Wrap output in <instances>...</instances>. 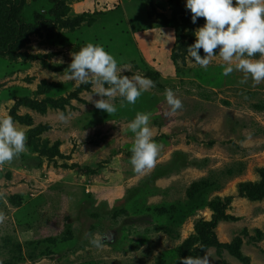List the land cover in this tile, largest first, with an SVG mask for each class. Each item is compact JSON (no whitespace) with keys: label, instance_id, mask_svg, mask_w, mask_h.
Segmentation results:
<instances>
[{"label":"rangeland","instance_id":"obj_1","mask_svg":"<svg viewBox=\"0 0 264 264\" xmlns=\"http://www.w3.org/2000/svg\"><path fill=\"white\" fill-rule=\"evenodd\" d=\"M0 3V264H264V0Z\"/></svg>","mask_w":264,"mask_h":264},{"label":"trees","instance_id":"obj_2","mask_svg":"<svg viewBox=\"0 0 264 264\" xmlns=\"http://www.w3.org/2000/svg\"><path fill=\"white\" fill-rule=\"evenodd\" d=\"M147 0H142V2L145 4ZM176 5L180 8L181 11H183L187 16L191 17L195 22H198L200 24H207V25H218L221 26L225 29H230V30H235V31H240L243 32L248 38L254 39L257 42H261L263 41V38L257 39L251 36L250 34V30L248 27L243 26L242 24L236 23L234 21H230L224 18H221L217 15H213V14H209V13H200L195 9H190L186 6H182V0H173ZM1 4V3H0ZM70 6L69 5H65L62 8H60V13L62 16H67L70 12ZM0 25H2L3 21H5V17L7 16L8 10L5 9V6H3L2 8H0ZM75 21H77V23H88L89 26L91 24H93V22L95 21L94 18L92 16H87L86 13L80 14L76 17H74ZM5 27V26H4ZM11 31V34L8 35L6 41L7 43H10L12 46L14 45L13 42H15V40L17 39L16 37V29H9ZM16 38V39H15ZM146 76L148 77V79L153 82L156 83L157 79L159 77V72L154 71V70H149L146 74ZM262 185H259L258 187H261ZM259 196L264 195V191L260 192V190L258 191Z\"/></svg>","mask_w":264,"mask_h":264}]
</instances>
